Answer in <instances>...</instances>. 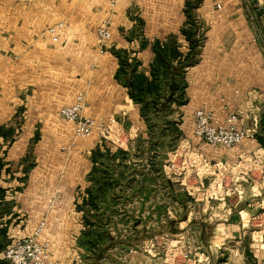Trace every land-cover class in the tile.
I'll return each instance as SVG.
<instances>
[{"label":"crops","instance_id":"1","mask_svg":"<svg viewBox=\"0 0 264 264\" xmlns=\"http://www.w3.org/2000/svg\"><path fill=\"white\" fill-rule=\"evenodd\" d=\"M185 1L118 0L112 8L108 0H0V126L19 110L22 119L11 144L0 140L4 152L0 157L9 171L0 177L10 204L1 219L7 223L9 245L31 236L44 222L41 240L48 241L55 257L74 262L82 256L78 244L82 214L77 206L91 188L92 152L97 148L111 155L121 150L129 156L111 162L117 213L138 215L152 207L141 204L152 196L144 188L152 173L149 167L142 172L133 169L139 164L133 158L136 141L130 139L123 149L108 147L97 135L76 139L73 126L59 111L82 94L85 116L145 139L147 126L140 107L116 78V54L126 53L130 67L148 75L154 41L176 36L180 51L186 52L179 34L186 21ZM194 13L204 40L197 63L184 74L186 102L172 106L167 121L177 122L192 150L211 162L253 161L264 147L259 142L264 144V19L253 0H202ZM103 21H109L110 36L101 44L96 29ZM58 24L63 27L47 33ZM198 109L219 121L240 112L247 117L244 128L255 118L257 133L232 150L211 148L192 135V115ZM130 161L133 168L125 171ZM49 198L57 202L50 208ZM231 198L229 211L205 228L190 259L203 264H264V237L252 222L255 217L264 219V198L252 190ZM108 208L104 205L102 211ZM70 247L78 252L71 253Z\"/></svg>","mask_w":264,"mask_h":264},{"label":"rangeland","instance_id":"2","mask_svg":"<svg viewBox=\"0 0 264 264\" xmlns=\"http://www.w3.org/2000/svg\"><path fill=\"white\" fill-rule=\"evenodd\" d=\"M166 129L161 141L159 127L150 129V135L147 131L145 139L131 137L123 129L120 142L116 143L125 149L130 139L136 141L133 158L139 164L133 168L130 161L125 171L133 168L142 172L149 167L152 175L146 178L144 188L150 189L152 196L141 204L155 207L144 208L138 215L105 214V231L114 240H103V255L97 262L94 256L85 255L84 250L74 262L68 261L70 257L67 260L55 257L40 234L36 241L49 264H183L184 255L199 248L205 228L229 211L228 200L233 195L241 196L243 191L252 190L254 195L261 194L264 198V147L253 161L242 158L234 164L228 163L224 169L225 162L209 161L206 155L187 146L183 141L188 139L183 135L176 137L172 129ZM107 146L114 147L110 143ZM56 203L55 198L47 201L49 208ZM115 205L113 202V210ZM242 217L245 223L247 216ZM74 249L70 247L71 253L78 252Z\"/></svg>","mask_w":264,"mask_h":264},{"label":"trees","instance_id":"3","mask_svg":"<svg viewBox=\"0 0 264 264\" xmlns=\"http://www.w3.org/2000/svg\"><path fill=\"white\" fill-rule=\"evenodd\" d=\"M202 0H186L184 4L185 25L179 34L183 37L187 51H180V44L176 36H169L164 41H154L151 46L154 55L153 62L149 68L148 75L137 73L136 68H131L126 53H117L118 70L116 78L121 81L127 90L129 99L139 105L140 116L150 129L159 127V139L162 140L164 130L172 129L175 136H181L177 128V122L167 121V117L173 112L172 106H181L184 101V74L187 68L195 65L198 61L199 50L203 43L201 26L195 16V10ZM141 24V23H140ZM144 46V44L142 45ZM21 110L13 116L11 121L0 126V140L11 144L17 137L16 131L22 123ZM150 135V133H149ZM259 142L262 140L259 139ZM0 145V154L2 152ZM115 157H122L125 161L128 153L118 150L111 155L109 150L102 152L100 148L92 152L93 169L89 177L91 188L86 191V197L77 210L82 214L83 229L80 233L79 247L84 250L85 255L94 256V261L100 260L103 255L101 248L104 239L110 238L105 231V214L117 213L113 210V202L117 205L116 183L111 181L110 171ZM124 165V170L128 169ZM127 171V170H126ZM7 164L0 157V177L8 173ZM6 201V190L0 187V254L4 252L10 241L7 237V223L2 224L3 214L9 208ZM109 206L108 210L102 211V206ZM115 205V206H116ZM96 254V255H95ZM0 264H8L0 259Z\"/></svg>","mask_w":264,"mask_h":264},{"label":"built area","instance_id":"4","mask_svg":"<svg viewBox=\"0 0 264 264\" xmlns=\"http://www.w3.org/2000/svg\"><path fill=\"white\" fill-rule=\"evenodd\" d=\"M117 1L118 0H108L110 7H115ZM253 4L255 10L264 19V0H253ZM215 9L219 10L220 5H216ZM62 27V24H58L57 26L49 28L47 33L54 34L57 29H61ZM108 27L109 21H103L96 29V36L101 44L110 36ZM102 51L103 49L101 47L100 53H102ZM86 107L84 96L78 94L71 106L62 107L59 111V116L73 126L74 137L76 139H87L93 135H97L101 140L122 148L121 145H116L119 141L118 139L123 135L120 126H111L85 116L84 110ZM245 120H247V117L238 112L229 114L224 120L219 121L215 120L212 114L205 109H198L194 111L192 115V135L211 148L232 150L244 140L254 138L257 133L258 121L253 118L252 125L248 128H244L242 125ZM183 142L187 143V146H189L187 140ZM213 167H216V165ZM227 167L228 163H224L223 168L225 169ZM238 167L239 164L236 168ZM240 221L244 224L242 216H240ZM252 222L259 225L261 229L259 235L264 237V219L255 217L252 219ZM44 226V222L40 223L30 238L17 240L9 245L4 251V260L8 264H49L42 246L36 241L42 233ZM183 264H203V262L199 261V259H190V256L187 254L184 255Z\"/></svg>","mask_w":264,"mask_h":264}]
</instances>
